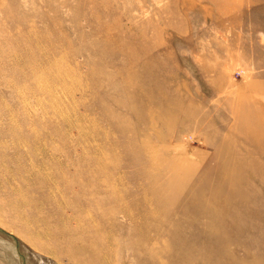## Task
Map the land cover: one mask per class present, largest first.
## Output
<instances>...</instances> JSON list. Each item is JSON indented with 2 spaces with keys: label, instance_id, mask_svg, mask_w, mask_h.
<instances>
[{
  "label": "rangeland",
  "instance_id": "obj_1",
  "mask_svg": "<svg viewBox=\"0 0 264 264\" xmlns=\"http://www.w3.org/2000/svg\"><path fill=\"white\" fill-rule=\"evenodd\" d=\"M253 158L264 0H0V264H264L179 239L264 230Z\"/></svg>",
  "mask_w": 264,
  "mask_h": 264
},
{
  "label": "bare ground",
  "instance_id": "obj_2",
  "mask_svg": "<svg viewBox=\"0 0 264 264\" xmlns=\"http://www.w3.org/2000/svg\"><path fill=\"white\" fill-rule=\"evenodd\" d=\"M148 83V81H146V78H145V84ZM255 152V151H254ZM252 153V152H251ZM255 158H253L251 161L249 160L248 161V166L250 168V173L251 174H247L248 175V179L249 181L248 182H244L245 179H244V175H243V182L241 181V183H239L238 186H241L243 192L242 194L244 195L245 199L251 204H259V203H263L264 201V196L261 195V196H258L257 198L254 197L252 194L254 193L253 191H259L258 190V187H259V184L258 183H264V167H263V163L260 161V160H254ZM260 159V158H259ZM247 167V168H248ZM246 179V180H248ZM253 196V197H252ZM260 197V198H259ZM254 198V199H253ZM235 203L238 205L239 204V200H235ZM233 215L231 216V219H232V222L237 224L238 225V228L236 229V233L235 234H232L231 232V229L230 227H223V229L221 231L217 230L218 228H216L217 225L215 226H212L211 224L206 227V228H201L199 225H197L196 223V220L193 218V222L191 225H188L187 228L185 229L186 232H188L190 234V236H187L184 234L182 235H179V239H183V240H190L191 236L192 235H197V234H200V233H211V234H215L213 235L214 238L216 239H213L212 242H209V244L212 246V249H215V251L219 250L220 252V249L225 247V246H228L230 244H236L237 248L241 247V248H248L250 249L249 247H254V245H258V249H263L262 247H264V230H260V231H255L253 229H251L252 227L253 228H257L255 226V222L253 223L251 220H249L247 218V216L245 215V213H242V216L240 217V213L241 212H238L240 210H238L237 208L233 209ZM256 212V211H255ZM260 214V213H259ZM263 214V213H262ZM261 215V214H260ZM263 216V215H262ZM197 217V216H195ZM240 217V218H239ZM236 218H239L238 220H236ZM259 218V217H257ZM261 218V217H260ZM259 218V219H260ZM264 218V217H263ZM198 219V218H196ZM216 219V218H215ZM201 220V218H200ZM262 220V218H261ZM200 222V221H199ZM202 222V221H201ZM208 222V221H207ZM216 224V223H215ZM200 228H199V227ZM218 227H219V224H218ZM209 231V232H208ZM219 231V232H218ZM171 235H168L171 240L173 241L172 239V236H173V233H169ZM207 234H203L205 237L207 236ZM210 234V235H211ZM211 236V237H213ZM203 237V238H205ZM211 240V238H210ZM199 242V241H198ZM204 242V241H203ZM208 242V241H207ZM174 243V242H173ZM197 244V243H196ZM196 244H193V247L194 245L196 246ZM201 244V243H199ZM181 245V244H180ZM198 245V244H197ZM208 245V244H207ZM233 246V245H232ZM230 248V250H232L233 248ZM249 246V247H248ZM207 247V246H205ZM182 248V246H181ZM196 248V247H195ZM176 249V248H175ZM183 249V248H182ZM209 250V249H208ZM208 250H205V251H208ZM225 250V249H224ZM229 250V251H230ZM188 251V250H187ZM197 250H195L194 252H196ZM185 252V251H184ZM209 252V251H208ZM231 252V251H230ZM189 253V252H188ZM201 253V252H200ZM203 253V252H202ZM205 253V252H204ZM223 253V252H222ZM225 253V252H224ZM208 254V253H207ZM177 255V254H176ZM180 255V254H179ZM197 255V254H196ZM189 256V255H188ZM187 256V257H188ZM191 256V255H190ZM34 257V260L35 262L37 261L38 264H41L40 262H43L46 261V257L43 256L42 254H40L39 252H34L32 253V258ZM211 257V256H210ZM174 258L175 255H174ZM181 258V257H179ZM178 258V259H179ZM186 258V257H185ZM213 258V257H212ZM211 258V259H212ZM215 259H219V257H214ZM173 259V257H172ZM177 259V258H176ZM178 259L176 261H178ZM183 259V257L181 258ZM191 259V258H190ZM175 260V259H173ZM180 260V259H179ZM186 260V259H185ZM188 260V259H187ZM32 262V261H31ZM34 262V263H35ZM47 262H50L49 259H47ZM51 263V262H50ZM49 263V264H50ZM209 263L210 260H209ZM48 264V263H46Z\"/></svg>",
  "mask_w": 264,
  "mask_h": 264
}]
</instances>
